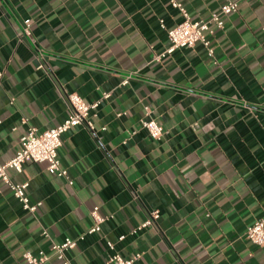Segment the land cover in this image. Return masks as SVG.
<instances>
[{
    "label": "crops",
    "instance_id": "1",
    "mask_svg": "<svg viewBox=\"0 0 264 264\" xmlns=\"http://www.w3.org/2000/svg\"><path fill=\"white\" fill-rule=\"evenodd\" d=\"M180 1L194 20L222 3ZM182 20L169 0H0V163L30 126L69 116L65 93L100 101L94 132L62 136L67 178L46 162L8 170L29 182L35 213L0 181V264H29L26 252L51 254L67 238L70 264H105L108 242L125 258L141 253L134 264H264L246 236L264 217V0H239L206 33L214 56L198 43L157 60ZM145 107L162 140L142 127ZM95 206L112 217L88 233Z\"/></svg>",
    "mask_w": 264,
    "mask_h": 264
},
{
    "label": "built area",
    "instance_id": "2",
    "mask_svg": "<svg viewBox=\"0 0 264 264\" xmlns=\"http://www.w3.org/2000/svg\"><path fill=\"white\" fill-rule=\"evenodd\" d=\"M220 10L213 12L207 19L194 20L189 15L186 8L180 0H169L171 5L178 8L183 16V20L174 27L167 30L170 46L166 51L162 52L155 58L160 60L166 54L173 53L179 48H193L198 43L204 44L208 50L209 56H214V49L211 46V41L207 38L206 33H214V27L223 28V17L236 12L239 8V0H221ZM164 26V25H163ZM4 73L0 70V85L3 80ZM126 79L123 83H127ZM111 95L110 92L104 93L103 98L107 99ZM65 99L68 103L70 114L58 126L47 129L39 130L35 126H30L27 132L22 135L20 139V149L15 155L7 162L0 163V181L9 186L13 196L18 199L25 210L35 213L40 202L32 204L28 195L29 182H17L9 175L8 170L13 169L17 172H22L24 164L27 162L38 163L46 162L47 169L53 174L61 177H68V170L62 166L59 150L62 146V136L71 128L83 125L89 131L94 132L95 126L90 120L92 111L95 110L100 101L88 103L78 93H65ZM147 117L141 120V125L146 129L155 140H162L167 131L165 128L152 117H148L150 108L145 107ZM23 122H26L24 119ZM73 184V181H69ZM1 192V188H0ZM95 220L88 233H95L101 231L103 222L109 220L112 216H102L99 213V207L95 206L91 212ZM159 217V212L155 210L151 214V218L147 219L139 229L152 224L155 219ZM82 234L80 237L83 238ZM247 238L254 244L264 246V217L257 219L253 222L246 232ZM124 236H120L119 240H123ZM76 246V239L67 238L61 243L52 245L51 254H43L36 256L30 252L24 254L25 260L29 264H46L52 257L62 261L63 264H70L66 257V252ZM108 247L112 251L105 264H134V261L141 256V253L136 254L132 258L123 257L115 249L113 242H108Z\"/></svg>",
    "mask_w": 264,
    "mask_h": 264
}]
</instances>
